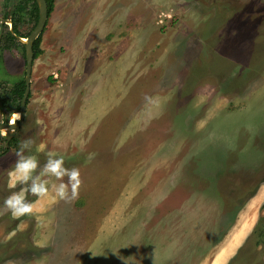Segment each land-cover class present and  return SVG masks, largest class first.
<instances>
[{"label": "rangeland", "instance_id": "rangeland-1", "mask_svg": "<svg viewBox=\"0 0 264 264\" xmlns=\"http://www.w3.org/2000/svg\"><path fill=\"white\" fill-rule=\"evenodd\" d=\"M57 4L74 7L66 47L47 21L24 119L0 143V264H264L251 237L264 217V0ZM5 11L0 0V33ZM33 24L26 11L18 30ZM2 56L11 89L23 50ZM27 138L41 165L65 155L81 185L71 202L29 194L32 213L14 217L2 203Z\"/></svg>", "mask_w": 264, "mask_h": 264}, {"label": "clouds", "instance_id": "clouds-1", "mask_svg": "<svg viewBox=\"0 0 264 264\" xmlns=\"http://www.w3.org/2000/svg\"><path fill=\"white\" fill-rule=\"evenodd\" d=\"M16 119H19L18 113L14 114L10 124H14ZM5 134L0 130V136ZM33 144L34 141L30 138L19 143L14 153L15 162L8 171L9 186L17 190L3 199L2 207L14 217L32 213L34 202L28 199L29 194L41 199L53 198L65 202L74 201L79 194V168L66 167L65 155L55 151H48L46 160L41 165L37 155L32 154ZM43 149L44 145L41 144L36 151Z\"/></svg>", "mask_w": 264, "mask_h": 264}, {"label": "trees", "instance_id": "trees-1", "mask_svg": "<svg viewBox=\"0 0 264 264\" xmlns=\"http://www.w3.org/2000/svg\"><path fill=\"white\" fill-rule=\"evenodd\" d=\"M46 2V6H47V18H49L50 14L52 13L53 9H54V3L55 0H45ZM10 4L12 5L11 10L10 9ZM4 6H5V13H4V18L10 20L11 22V30H6L5 32V37L4 39L2 38L0 40V47L2 45V43H4V48L6 49H13V48H18L21 47L23 50V56H25L24 54V45L21 44L17 38H26L30 33L26 34V35H22L19 30L18 27L21 23V15L24 12H29V14L32 16L33 15V19H34V24L33 27L31 29V31L33 30V28L35 27L37 20H38V7L37 4L35 3V0H4ZM5 28L6 25H4ZM30 31V32H31ZM44 30L42 31V33L37 37V39L34 41L32 49H33V60L37 59L41 54H42V50L40 49V43H41V37L43 34ZM14 91H10L9 93H4L1 96V100H2V105L1 108H4V106L8 103L16 102L15 105V109L18 110L19 109V101L22 97V94L24 92V81L21 80L19 81L15 86H14ZM0 141H2V137H0ZM263 181H260V183H262ZM255 193V190L253 189L250 193V195H248L247 198H250L253 196V194ZM264 207V204L262 205V208ZM251 237H253L255 239L254 242V246H259L262 245L264 243V217L260 218L254 228V230L252 231Z\"/></svg>", "mask_w": 264, "mask_h": 264}, {"label": "water", "instance_id": "water-1", "mask_svg": "<svg viewBox=\"0 0 264 264\" xmlns=\"http://www.w3.org/2000/svg\"><path fill=\"white\" fill-rule=\"evenodd\" d=\"M35 3L38 7V20L30 32V34L26 37L25 41L22 38H17V40L24 45V54H25V91L21 100L20 104V111L19 113V121L18 123L14 124H4L0 125V130L6 131V137L9 139L13 132L20 126L22 119L25 114V101L29 92V84H30V77L33 65V43L37 39V37L42 33L43 29L45 28L47 22V6L45 0H35Z\"/></svg>", "mask_w": 264, "mask_h": 264}, {"label": "crops", "instance_id": "crops-1", "mask_svg": "<svg viewBox=\"0 0 264 264\" xmlns=\"http://www.w3.org/2000/svg\"><path fill=\"white\" fill-rule=\"evenodd\" d=\"M94 5L97 9L99 8L101 10V9H103V7H105L106 4H103L99 1H97V2H95ZM73 9H74V7L70 8V7L66 6V8H64L62 10L60 5L57 4V0H55L54 9H53L52 13L50 14L49 18L47 19V21H49V22L50 21L54 22V24L51 28L52 33H56L55 37H53L54 46H56V45L59 46L61 44V40H62L63 45L66 47L65 36H67V35L65 32L68 30V28L65 31V25L68 24L69 18L71 16V14L73 13ZM55 15H58V17ZM100 17L101 16H99L98 18H100ZM92 22L97 25V23L95 22L94 19ZM79 33L81 35L85 34L86 36H91V33H92V35L95 34V29H94V31L87 30V29H84L83 31L79 30ZM68 36H70V34ZM61 37H62V39H61ZM41 42L42 43L40 44V49L42 50V54H43V52H44L43 50H45V49H43L44 47L42 46V44L45 43V41H41ZM6 67H8V66L6 65ZM247 215H248V221L253 222L254 218H255V210L250 212V210L247 209L246 216ZM246 225L247 224H243L242 227L240 226L241 228L239 229L240 230L239 232H241L242 229L244 230Z\"/></svg>", "mask_w": 264, "mask_h": 264}, {"label": "flooded vegetation", "instance_id": "flooded-vegetation-1", "mask_svg": "<svg viewBox=\"0 0 264 264\" xmlns=\"http://www.w3.org/2000/svg\"><path fill=\"white\" fill-rule=\"evenodd\" d=\"M4 25H6V24H4V23H2V25H1V33H0V40L3 38L4 39V37H5V35H3L2 34V31H3V28L5 29V32H6V30L8 29V30H11V25H10V27L8 28V26L6 25V27L7 28H5L4 27ZM22 39H26V38H22ZM22 44V43H21ZM4 46V44L2 43V45H1V47H3ZM0 47V48H1ZM3 50H7V51H9V50H12V49H6V48H4L3 47ZM24 57V67H25V56H23ZM1 59H3V61L5 60V58L2 56V58H0V60ZM33 66V65H32ZM5 68H7L6 66H5ZM24 78H25V70H24V76H23V78H21V79H19L17 82H15V84L13 85V87L11 88V89H6V88H3V87H1L0 88V95H2V94H4V93H9L10 91H14V86L19 82V81H21V80H23L24 81ZM30 84H31V77H30ZM30 84H29V92H28V95H27V98H26V101H25V113H26V110H27V106H28V98H29V96H30ZM24 91H25V81H24ZM23 94H24V92H23ZM23 94H22V97H23ZM22 97H21V99H20V101H19V109L18 110H16L15 109V105H16V102L17 101H14V102H11V103H8V104H6L5 106H4V108H1V105H2V100H1V96H0V115L1 116H4V114H6L5 116H10V118L9 117H7L5 120H3V123H0V125H4V124H10V121L14 118V114H16V113H18L19 111H20V104H21V100H22ZM19 114V113H18ZM24 116H25V114H24ZM23 119H24V117H23ZM22 119V120H23ZM18 119H16L15 120V124L16 123H18ZM22 123V122H21ZM21 125V124H20ZM20 127V126H19ZM18 127V128H19ZM17 128V129H18ZM16 129V130H17ZM16 130L13 132V134H12V136L9 138V139H7V137H6V135H4V136H0V137H2V141H0V143L1 142H3L4 143V146H5V148L6 147H8V145H10L11 144V138L14 136V134H15V132H16ZM2 131H4L5 133H6V131L5 130H2ZM5 150V149H4ZM4 150L2 151V153L4 152Z\"/></svg>", "mask_w": 264, "mask_h": 264}, {"label": "built area", "instance_id": "built-area-1", "mask_svg": "<svg viewBox=\"0 0 264 264\" xmlns=\"http://www.w3.org/2000/svg\"><path fill=\"white\" fill-rule=\"evenodd\" d=\"M169 17V16H168ZM159 23H162V19L160 21H158Z\"/></svg>", "mask_w": 264, "mask_h": 264}, {"label": "bare ground", "instance_id": "bare-ground-1", "mask_svg": "<svg viewBox=\"0 0 264 264\" xmlns=\"http://www.w3.org/2000/svg\"><path fill=\"white\" fill-rule=\"evenodd\" d=\"M23 41H25V40H23Z\"/></svg>", "mask_w": 264, "mask_h": 264}]
</instances>
